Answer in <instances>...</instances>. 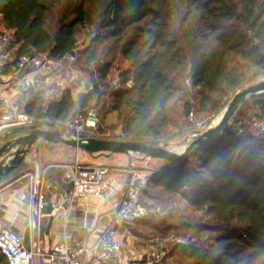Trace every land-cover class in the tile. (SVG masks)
Segmentation results:
<instances>
[{
  "label": "trees",
  "instance_id": "trees-1",
  "mask_svg": "<svg viewBox=\"0 0 264 264\" xmlns=\"http://www.w3.org/2000/svg\"><path fill=\"white\" fill-rule=\"evenodd\" d=\"M172 1L176 0H0V21L16 46L15 57L46 54L61 60L75 51V60L77 35L85 29L88 37L95 36V45L111 42L110 51L129 63L119 78L120 84L130 81L131 86L113 91L110 97L122 140L156 145L176 123L169 106L173 91L193 92L195 104L186 101L181 108L180 118L185 119L190 113L218 114L237 92L264 80V0H177L185 4L192 21L179 34L169 22ZM57 5L62 12L56 29L49 32L45 18ZM148 18L154 28L142 30L138 24ZM188 20L184 15L180 25ZM80 57L83 72L91 75L90 66L99 62V55L83 49ZM108 68L103 63L98 77L83 76L89 90L75 99L69 90L56 101L33 97L21 102L24 113L33 123L71 120L101 94L95 82L106 79ZM263 96L251 97L232 118L243 122L241 136L228 131L194 147L184 160L166 162L147 178L144 197L152 189L179 196L186 207L212 216L218 225L211 247L196 245L194 237L191 245L174 243L164 261L264 264V159L250 146L255 136H264L250 126L252 118H264V105L255 110ZM191 160L202 171L191 168ZM153 217L140 221L159 235L187 227L181 220L175 227ZM0 264H7L1 255Z\"/></svg>",
  "mask_w": 264,
  "mask_h": 264
},
{
  "label": "crops",
  "instance_id": "crops-1",
  "mask_svg": "<svg viewBox=\"0 0 264 264\" xmlns=\"http://www.w3.org/2000/svg\"><path fill=\"white\" fill-rule=\"evenodd\" d=\"M61 60L63 75H75L79 79H84L75 68L74 61L68 65L66 60ZM12 69L13 64H7L2 73L7 74ZM53 88L50 86L36 89L28 84H22L17 89L0 86V135L22 126L17 125L13 118L14 113H24L22 101H28L33 97H42L45 101L58 100L63 91L55 94ZM69 91L74 99L80 93ZM30 125L46 131H57L61 137L69 139L62 126L47 124L44 120H37ZM38 144L39 148L30 151L20 169L0 180V228L11 227L22 237L26 249L37 252L38 256L33 264H51L47 257L49 249L63 241L71 243L84 239L92 246L106 228H111L115 234L119 244L118 256L121 259L164 240L150 237L151 234L158 232L145 222L125 224L118 221L114 210L117 198L101 199L91 196L71 202V189L63 177L64 172L76 160L84 167L103 166L114 177L123 178L132 173L147 179L159 169L149 173L143 169L146 167L139 166L154 159L134 160L131 155L88 154L43 140H39ZM36 180L38 183H35ZM54 209L58 211L53 213ZM82 264L102 263L86 257Z\"/></svg>",
  "mask_w": 264,
  "mask_h": 264
},
{
  "label": "built area",
  "instance_id": "built-area-1",
  "mask_svg": "<svg viewBox=\"0 0 264 264\" xmlns=\"http://www.w3.org/2000/svg\"><path fill=\"white\" fill-rule=\"evenodd\" d=\"M16 46L9 33L0 36V86L17 89L22 84L40 89L53 86L52 91L57 94L64 90L87 92L89 87L84 79L77 76L62 74V60L50 59L46 54H21L15 57ZM71 64L73 57L67 55L63 58ZM7 64H13V69L3 74ZM17 125H30L33 119L25 113H14ZM188 118L194 120L197 133H203L208 127L207 119H194L192 113ZM45 123L62 126L69 139L102 138L105 133L101 130L100 118L94 107H87L77 113L71 120L59 123L54 120H44ZM251 129L257 134H264V122L252 118ZM229 131L239 137L243 134V122L234 118L230 121ZM64 180L71 189V202L75 199H87L91 196L101 199H118L114 207L118 221L133 224L137 221L157 216L160 208L149 204L144 199L147 179L127 174L123 178L114 177L103 166L84 167L75 162L64 172ZM38 183V180L35 181ZM58 209H54L56 213ZM191 243L195 238L189 239ZM173 242L185 244L183 240L165 238L157 245L139 253L121 259L118 256L119 244L111 228H106L98 237L96 243L89 246L84 239L71 243L61 242L53 245L47 257L51 264H82L88 257L102 264H163L166 257L165 243ZM0 255L7 264H33L38 256L35 250H28L22 243V237L11 227L0 228Z\"/></svg>",
  "mask_w": 264,
  "mask_h": 264
},
{
  "label": "rangeland",
  "instance_id": "rangeland-1",
  "mask_svg": "<svg viewBox=\"0 0 264 264\" xmlns=\"http://www.w3.org/2000/svg\"><path fill=\"white\" fill-rule=\"evenodd\" d=\"M186 8L185 4L180 1H172L170 4V12H169V22L171 26L174 28V31L177 33L181 29H186L188 25H192L191 16H187L185 13ZM62 12L61 5H57L54 10L49 12L46 15L45 18V27L49 32H53L56 29V23L60 16V13ZM185 15L187 19H189L184 25L181 24V18ZM153 21V20H152ZM149 18L139 23V27L142 28V30L145 29H153L154 25H152V22ZM3 24L0 21V36L5 33ZM87 33H89L88 29L82 30L77 35V58L74 60L73 63H76L75 68H79L80 70L85 69L83 59L80 57V52L83 49H93L97 52V54L100 57L99 62L96 64H93L90 66V72L91 75L89 76H97L98 70L100 66L103 63H108L109 68L107 72L106 79L104 81H99L97 78L95 84L98 86V91L101 93L100 95H95L94 101L89 105L90 107H95L99 113V116H101V128L102 131L105 133L104 137L99 139H110L116 138V140H122V134L121 129L118 121L116 120V114L110 109L111 107V95L112 92L115 90L124 89L131 86V82L128 81L124 86L121 83V79L119 78L120 73L122 71L126 70L129 67V63L124 61L118 54L112 53L111 48V42L108 40L104 42H100L95 45L94 39L95 36L88 37ZM179 34V33H177ZM98 35H103L102 33H99ZM152 41H150L151 43ZM83 76L85 78H89L88 74H85L83 72ZM98 77V76H97ZM193 93V92H192ZM192 93L190 91L181 92L178 90L173 91V96L170 101V108H174L175 115L173 118L176 120L175 124H172L170 128H168L165 132V134H168L167 137H163V139H160L159 143H156V145L163 147L167 150L180 153L183 151V149L186 147V145L196 136L199 135L197 133L196 129L194 128V120H190L189 118L181 119V108L186 103V101H190L192 105L195 104V100L192 97ZM189 94L191 96H189ZM264 94V93H263ZM47 102L50 101L49 99L46 100ZM264 105V96L262 99L258 100L256 102V111H258V108H261V106ZM88 106V107H89ZM226 108V107H225ZM224 108V109H225ZM224 109L219 112L218 114H202L200 116H196V119H207L208 120V128L215 126L218 121L220 120ZM178 118H177V117ZM44 120H50V119H44ZM264 122V118L262 119ZM48 124V123H47ZM244 125H247V122L244 123ZM206 129V130H207ZM205 130V131H206ZM201 134V133H200ZM115 140V139H114ZM148 144V143H147ZM251 150L256 152L259 157H262L264 159V136H255V141L250 145ZM82 152V151H81ZM134 160L136 159H143L144 157L138 154H131ZM166 165L165 161L162 160H156L154 159L152 162H148V164H143V166L139 167H146L143 168L144 170H147L149 173L160 170L163 166ZM189 165L191 168H193L196 171H202V167L200 164L197 163L195 160H191L189 162ZM150 175V174H149ZM149 194L151 196L149 197ZM147 197H144L147 203L155 204L158 208H160V214L153 217V219H157V221H164V224L166 225H180V222H185L186 228L171 230L167 231L165 235H159L160 233H153L150 235V237H159V238H168V239H179L183 240L186 245H191L190 238L195 237L197 239L196 245H199L201 247L209 248L212 246L211 239L215 235L218 225L216 224L214 218L212 216H209L203 212H196L190 207H186V204L184 201L181 200L179 196H172L168 197L164 195L161 191H155L150 190L147 192ZM179 218H176V217ZM181 220V221H180ZM184 225V224H183ZM179 227V226H178ZM170 229V228H168ZM173 242H167L165 243L166 250H170L171 246L173 245ZM163 264H183L180 260L175 261H167L165 260Z\"/></svg>",
  "mask_w": 264,
  "mask_h": 264
},
{
  "label": "water",
  "instance_id": "water-1",
  "mask_svg": "<svg viewBox=\"0 0 264 264\" xmlns=\"http://www.w3.org/2000/svg\"><path fill=\"white\" fill-rule=\"evenodd\" d=\"M69 55L74 57L75 51H71ZM263 93L264 80L237 92L227 104L218 123L193 138L180 153L167 150L158 145L135 141L98 138L65 139L57 131H46L35 128L33 125H22L0 135V180L25 164V157L30 151L39 148V140L47 143L62 144L88 154H138L145 159L162 160L168 163L180 162L187 157L194 147L213 142L227 133L230 128V121L240 108L251 97Z\"/></svg>",
  "mask_w": 264,
  "mask_h": 264
}]
</instances>
